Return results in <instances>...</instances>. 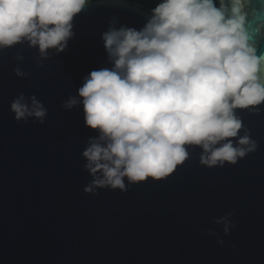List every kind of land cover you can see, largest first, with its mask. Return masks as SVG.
<instances>
[{"label": "water", "instance_id": "1", "mask_svg": "<svg viewBox=\"0 0 264 264\" xmlns=\"http://www.w3.org/2000/svg\"><path fill=\"white\" fill-rule=\"evenodd\" d=\"M254 7L250 30L264 55V8ZM151 15L95 0L74 17L63 52L45 58L27 40L0 48V264H264V103L236 110L243 126L229 139L247 133L258 147L235 165L209 168L201 147L186 146L188 159L164 179L85 192L93 176L83 152L99 132L86 126L78 90L92 71L112 69L103 33L139 31ZM21 94L47 110L43 124L16 120ZM71 98L81 103L67 109Z\"/></svg>", "mask_w": 264, "mask_h": 264}, {"label": "clouds", "instance_id": "2", "mask_svg": "<svg viewBox=\"0 0 264 264\" xmlns=\"http://www.w3.org/2000/svg\"><path fill=\"white\" fill-rule=\"evenodd\" d=\"M88 2L0 0V48L27 40L45 58L49 49L63 52ZM256 2L161 0L141 30L103 33L112 69L92 71L78 90L86 126L99 132L83 152L93 176L86 193L126 191L125 178L164 179L188 159L186 146L201 147L209 168L235 165L257 150L247 133L236 145L229 139L243 126L236 110L264 103V55L250 30V18L260 16ZM79 103L71 98L64 107ZM11 111L17 121L35 117L43 124L47 116L35 96L29 105L23 94ZM216 223L228 233L227 217Z\"/></svg>", "mask_w": 264, "mask_h": 264}, {"label": "trees", "instance_id": "3", "mask_svg": "<svg viewBox=\"0 0 264 264\" xmlns=\"http://www.w3.org/2000/svg\"><path fill=\"white\" fill-rule=\"evenodd\" d=\"M125 1H128L132 4H140L150 10H153L161 2V0H125Z\"/></svg>", "mask_w": 264, "mask_h": 264}, {"label": "rangeland", "instance_id": "4", "mask_svg": "<svg viewBox=\"0 0 264 264\" xmlns=\"http://www.w3.org/2000/svg\"><path fill=\"white\" fill-rule=\"evenodd\" d=\"M91 1H93V0H89V2H91Z\"/></svg>", "mask_w": 264, "mask_h": 264}, {"label": "flooded vegetation", "instance_id": "5", "mask_svg": "<svg viewBox=\"0 0 264 264\" xmlns=\"http://www.w3.org/2000/svg\"><path fill=\"white\" fill-rule=\"evenodd\" d=\"M152 11V10H151Z\"/></svg>", "mask_w": 264, "mask_h": 264}]
</instances>
